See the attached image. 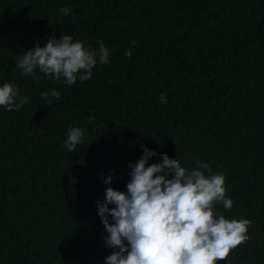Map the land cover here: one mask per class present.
<instances>
[{"label":"trees","instance_id":"1","mask_svg":"<svg viewBox=\"0 0 264 264\" xmlns=\"http://www.w3.org/2000/svg\"><path fill=\"white\" fill-rule=\"evenodd\" d=\"M61 34L102 41L109 63L72 86L23 75L17 58ZM6 82L28 102L0 107V264H105L97 201L127 192L141 145L158 154L146 167L166 154L223 174L234 203L217 212L252 223L218 264H264V0H0ZM72 127L85 135L69 152Z\"/></svg>","mask_w":264,"mask_h":264},{"label":"clouds","instance_id":"2","mask_svg":"<svg viewBox=\"0 0 264 264\" xmlns=\"http://www.w3.org/2000/svg\"><path fill=\"white\" fill-rule=\"evenodd\" d=\"M71 11L60 9L65 16ZM109 55L102 41L97 50L85 47L72 35L61 34L59 39L49 37L43 47L37 43L17 58L16 66L23 75L37 78L38 69L48 79L72 86L78 79L90 80L97 58L100 64H107ZM125 56H132L131 49L125 51ZM41 95L56 100L61 96L56 90ZM165 97L162 93L161 103H167ZM27 102L14 84L0 86V107L12 112ZM84 135L78 127L69 128L64 143L67 151H75ZM141 147L144 154L134 165L129 164L127 192L108 187L105 201H97L98 216L108 234L102 238L114 250L105 258V264H218L250 239V219H228L216 210L218 204L230 210L234 203L226 198L223 174H213L211 166L199 159L196 167L187 169L178 158L170 159L166 154L161 156L162 162L146 167L158 154ZM103 182L111 184V175Z\"/></svg>","mask_w":264,"mask_h":264}]
</instances>
